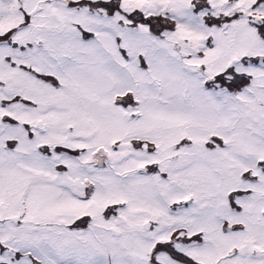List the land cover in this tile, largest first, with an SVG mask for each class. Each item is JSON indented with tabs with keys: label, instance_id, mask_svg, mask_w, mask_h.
I'll return each instance as SVG.
<instances>
[{
	"label": "snow or ice",
	"instance_id": "obj_1",
	"mask_svg": "<svg viewBox=\"0 0 264 264\" xmlns=\"http://www.w3.org/2000/svg\"><path fill=\"white\" fill-rule=\"evenodd\" d=\"M0 264H264V0H0Z\"/></svg>",
	"mask_w": 264,
	"mask_h": 264
}]
</instances>
